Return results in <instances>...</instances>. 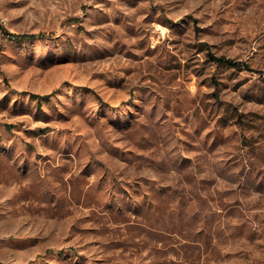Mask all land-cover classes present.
I'll list each match as a JSON object with an SVG mask.
<instances>
[{"label":"rangeland","instance_id":"obj_1","mask_svg":"<svg viewBox=\"0 0 264 264\" xmlns=\"http://www.w3.org/2000/svg\"><path fill=\"white\" fill-rule=\"evenodd\" d=\"M0 264H264V0H0Z\"/></svg>","mask_w":264,"mask_h":264},{"label":"trees","instance_id":"obj_2","mask_svg":"<svg viewBox=\"0 0 264 264\" xmlns=\"http://www.w3.org/2000/svg\"><path fill=\"white\" fill-rule=\"evenodd\" d=\"M43 33L41 32H26V33H20V34H17L15 35L14 37H17V38H22V39H31V38H34V37H37V36H42ZM212 58L216 61H225L227 62L228 64L230 65H239L240 62H238L237 60H234V59H231V58H227V57H224V56H215L213 55ZM51 92L49 93H46V94H39V93H34V92H30V96L31 97H35V98H42V97H47L48 95H50Z\"/></svg>","mask_w":264,"mask_h":264}]
</instances>
